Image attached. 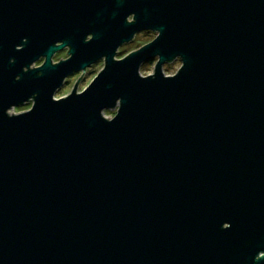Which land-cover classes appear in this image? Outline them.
Returning a JSON list of instances; mask_svg holds the SVG:
<instances>
[{
    "label": "water",
    "instance_id": "95a60500",
    "mask_svg": "<svg viewBox=\"0 0 264 264\" xmlns=\"http://www.w3.org/2000/svg\"><path fill=\"white\" fill-rule=\"evenodd\" d=\"M0 264H264V0H0Z\"/></svg>",
    "mask_w": 264,
    "mask_h": 264
},
{
    "label": "rangeland",
    "instance_id": "374dc122",
    "mask_svg": "<svg viewBox=\"0 0 264 264\" xmlns=\"http://www.w3.org/2000/svg\"><path fill=\"white\" fill-rule=\"evenodd\" d=\"M129 19H131V17H129ZM155 34L156 32L152 30H141L139 32H136L130 41L121 44L117 48L115 57L120 58L124 56L131 50L136 49L137 47L153 39ZM66 51H67V47L56 52L52 57L53 61H58L59 59L66 58L68 56ZM39 63H40V60L35 62V65ZM154 64H155V58L143 62L139 67V73L143 76L151 74L153 72ZM102 65H103V61L102 59H100L97 62L86 67L83 73L81 71H78L76 73H73L67 76L64 82L62 83V85L55 91L54 97L59 98L67 94L73 88L75 81L80 75L81 76L79 77L76 83L75 89L76 91H81L82 89H84L89 84V82L94 78V76L98 73V71L102 68ZM179 66H180V60L178 58H175L171 62H165L162 65L163 74L172 75L177 71ZM30 105H31V101L26 102L22 105L13 106L9 110V112L10 113L21 112V111L28 109ZM116 109H117V106H115L112 109H104L103 115L106 116L107 118H111L115 114Z\"/></svg>",
    "mask_w": 264,
    "mask_h": 264
},
{
    "label": "bare ground",
    "instance_id": "6f19581e",
    "mask_svg": "<svg viewBox=\"0 0 264 264\" xmlns=\"http://www.w3.org/2000/svg\"><path fill=\"white\" fill-rule=\"evenodd\" d=\"M156 35V34H155Z\"/></svg>",
    "mask_w": 264,
    "mask_h": 264
},
{
    "label": "flooded vegetation",
    "instance_id": "af4514ba",
    "mask_svg": "<svg viewBox=\"0 0 264 264\" xmlns=\"http://www.w3.org/2000/svg\"><path fill=\"white\" fill-rule=\"evenodd\" d=\"M41 62V61H40Z\"/></svg>",
    "mask_w": 264,
    "mask_h": 264
}]
</instances>
